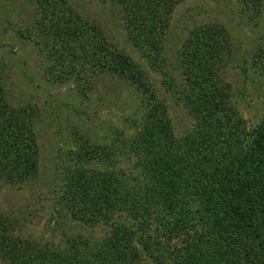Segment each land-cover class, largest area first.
I'll list each match as a JSON object with an SVG mask.
<instances>
[{
  "label": "trees",
  "instance_id": "obj_1",
  "mask_svg": "<svg viewBox=\"0 0 264 264\" xmlns=\"http://www.w3.org/2000/svg\"><path fill=\"white\" fill-rule=\"evenodd\" d=\"M25 1L35 13L22 36L35 41L49 82L87 96L108 73L135 87L144 112L130 147L75 134L57 176L58 212L106 235L43 244L23 236L20 221L0 207V262L264 264V122L249 129L223 80L235 54L228 29H193L171 58L165 38L185 0H109L149 72L69 0ZM154 75L192 119L188 131L177 132ZM41 119L38 106L10 102L0 81V189L39 178Z\"/></svg>",
  "mask_w": 264,
  "mask_h": 264
},
{
  "label": "rangeland",
  "instance_id": "obj_2",
  "mask_svg": "<svg viewBox=\"0 0 264 264\" xmlns=\"http://www.w3.org/2000/svg\"><path fill=\"white\" fill-rule=\"evenodd\" d=\"M69 1L85 18L103 27L117 50L149 71L143 54L130 42L116 5L109 0ZM34 13L25 0H0V81L15 106H38L42 114L36 128L41 150L39 178L21 188H1L0 207L20 221L23 236L37 242L65 247L79 235L99 240L106 235L105 229L84 227L58 212L57 176L77 133L101 146L119 139L116 147H130L139 135L134 127L144 112L141 95L129 82L108 73L94 80L87 96L74 84L49 82L35 41L22 36ZM211 24H221L230 33L235 54L223 70V80L232 88L233 105L254 130L264 122V0L183 1L166 34V54L174 57L193 29ZM152 79L177 132L188 131L193 124L190 116L165 92L159 76Z\"/></svg>",
  "mask_w": 264,
  "mask_h": 264
}]
</instances>
